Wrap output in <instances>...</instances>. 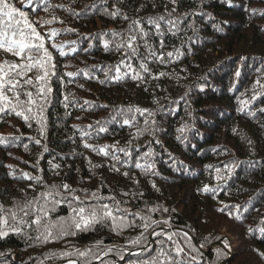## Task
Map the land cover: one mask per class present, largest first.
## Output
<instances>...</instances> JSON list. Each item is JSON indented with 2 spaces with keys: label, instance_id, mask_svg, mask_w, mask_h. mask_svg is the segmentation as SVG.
<instances>
[{
  "label": "trees",
  "instance_id": "obj_1",
  "mask_svg": "<svg viewBox=\"0 0 264 264\" xmlns=\"http://www.w3.org/2000/svg\"><path fill=\"white\" fill-rule=\"evenodd\" d=\"M13 2L21 6V0ZM22 10L45 36L56 75L50 78L43 134L34 118L25 122L14 112L0 113V204L12 207L14 200L25 199V190L28 199L35 195L29 188L33 181L22 173L42 177L48 185L67 183L81 195V189H99V195L114 196L121 207L167 220L160 227L178 234L173 239L197 257L194 264H264V88L254 87L258 79L264 85V0H26ZM52 16L56 22L43 23ZM159 16L165 17L163 35L147 22ZM133 20L149 32L157 58L148 57L149 72L143 73L139 64L146 51L141 46L131 63L142 81L131 74L106 78L109 68V76H115L114 67L127 59L123 50H115L111 41L119 37L112 34L127 35ZM44 26L57 29V37L52 39ZM104 40L110 41L107 49ZM52 43L60 47L52 48ZM5 59L15 58L0 51V61ZM126 71L121 67L122 74ZM70 72L77 74L68 76ZM133 115L135 126L124 125ZM97 121L106 132L95 131ZM82 130L91 137L82 138ZM84 143L126 148L128 156L106 150L127 163L116 164L119 171H114L111 155L86 149ZM149 151L152 155L145 156ZM136 161L145 167L136 168ZM233 163L229 175L225 165ZM218 175L226 178L218 180ZM68 214L61 204L52 218ZM141 231L137 227L117 234L101 224L47 244L10 233L0 239V264H66L46 259V254L83 250L97 241L103 242L100 248L114 249L107 256L100 253L107 264H132L141 250L131 241ZM159 239L163 237L148 236L156 243Z\"/></svg>",
  "mask_w": 264,
  "mask_h": 264
},
{
  "label": "snow or ice",
  "instance_id": "obj_2",
  "mask_svg": "<svg viewBox=\"0 0 264 264\" xmlns=\"http://www.w3.org/2000/svg\"><path fill=\"white\" fill-rule=\"evenodd\" d=\"M26 0H21V6L17 7L13 0H0V51L5 54H10L15 59L9 61L7 59L0 61V113L5 115L10 112H14L16 116L23 117L25 122L30 119H35L41 126V134H43L44 127V111L45 106L51 103L50 94L52 88L50 86V78L55 73V64L53 63V54L46 47L45 36L38 30L34 22H32L28 15L22 10ZM175 2V0H173ZM49 5H45L44 10L47 11ZM55 7H63V5H56ZM117 13H112L115 16ZM57 17L52 16L51 19L43 21L44 24H51L57 21ZM127 19V17H125ZM164 16L157 18H148L147 22L153 25L157 31V34L163 35L160 22L164 21ZM63 23V21H59ZM168 23H173L169 20ZM140 21L133 20L127 30V35L122 33H113V37H119L117 42L115 39L111 41L117 52L124 51L127 59H121L120 63L114 67L115 76H109V72L113 71L109 68L108 72H105L106 78L120 80L130 75L133 80H143V73H148L149 69L145 63L149 56L156 57V52L148 43L147 37L149 32L143 27H139ZM59 34L57 29H52L50 37H55ZM105 48L107 49L110 41H103ZM146 51V55L143 57L139 64L138 71L133 67L131 60L140 56V48ZM52 48L58 49L60 46L55 43L51 44ZM160 47L163 48L164 44L161 42ZM61 56L65 55L63 51L59 53ZM169 57L173 53H167ZM161 63H164V57L161 55L158 57ZM67 67V65H65ZM121 67L127 69L123 74L121 73ZM84 71V70H81ZM34 73V75H30ZM77 73H67L68 76H74ZM160 76L165 73H160ZM239 75V73H237ZM158 77H153L157 79ZM260 86L264 88V85L260 84L258 79L254 87ZM256 96H253L255 99ZM65 108L68 107V97L65 96ZM85 103H88L85 101ZM106 107V106H105ZM132 111V109H129ZM135 112H139L144 115L146 112L149 116L152 115L147 109L141 110L135 109ZM115 119V116L112 117ZM135 115L125 118L123 120L124 125L135 126ZM149 121L146 119L145 124ZM154 123V122H153ZM95 131L106 132L107 128L104 123L97 121ZM89 129L93 128V125H88ZM148 129H137L135 135H140ZM183 131V129H181ZM91 137V132L82 130V138ZM3 142V138H0V143ZM40 143L39 140L36 141ZM86 149H91L94 152L103 153L105 156L111 155V159L115 162L112 165L114 171H119L116 168V164H125L122 162L120 156L115 152H123L126 156L129 155L126 148H116L115 145L93 146L88 143L83 145ZM113 148L115 152L109 153L106 149ZM47 151V148L44 149ZM149 151L145 153V156H151ZM144 157H141L143 159ZM11 167V166H9ZM53 168H59V165H52ZM135 167L140 169L144 168L139 161L135 162ZM148 168L153 165H147ZM236 164L225 165L228 174L230 175ZM217 173H220V169H216ZM128 175L127 172L124 173ZM22 176L33 183L29 184V188L35 193L31 199L27 198V190H25V199L13 201L12 207H5L0 204V239L6 238L10 233L17 235H23L27 239H35L41 244H47L63 240L67 237L76 236L79 232L93 230L97 225H107L111 231L119 234L120 232L129 228H141L142 231L131 241L133 247H139L140 253L137 256L140 257L132 264H194L197 260L196 256L191 255V252H186L185 247L181 244L179 239H173L178 236L175 232H166L164 228L160 227L161 224L167 225L168 221L153 220L149 215H142L140 212H133L129 208L121 207V201L116 200L114 196L105 197L99 195V189L96 192H87V190H79L81 194H78V190L72 188L67 183L48 185L44 183L42 177L29 176L28 173H22ZM226 177L217 176L218 180H223ZM41 187V191L36 192L37 187ZM103 187V184L101 185ZM155 187V185H153ZM208 191L207 186L204 189ZM123 195L127 196L129 193L125 192ZM142 195V194H141ZM108 201V202H105ZM67 205L69 214L67 216H57L52 218V214L56 212L57 208L61 205ZM239 209V206H234ZM149 211H155L150 209ZM167 211V209H165ZM139 218L140 224L136 223V218ZM239 218V217H237ZM160 228L159 231L156 229ZM35 232L33 237L29 234ZM264 231V228L260 229ZM155 236L159 239V242L149 241L148 236ZM184 238H187V234H184ZM102 241H97L94 247H88L83 250L73 247L71 250H62L59 252H50L46 254V259L64 260L66 264H94V261H99L100 264H107L102 258L110 253H113L112 247L100 248ZM156 243L155 249L150 245ZM146 254V255H145ZM261 255H264L262 253ZM123 259V255H121ZM43 264V261H41Z\"/></svg>",
  "mask_w": 264,
  "mask_h": 264
},
{
  "label": "rangeland",
  "instance_id": "obj_3",
  "mask_svg": "<svg viewBox=\"0 0 264 264\" xmlns=\"http://www.w3.org/2000/svg\"><path fill=\"white\" fill-rule=\"evenodd\" d=\"M43 29L47 32V34L50 36V32L52 30V28H50L49 26H44ZM57 36L55 37H51L52 39H55Z\"/></svg>",
  "mask_w": 264,
  "mask_h": 264
}]
</instances>
